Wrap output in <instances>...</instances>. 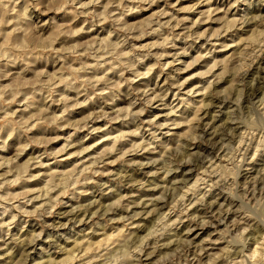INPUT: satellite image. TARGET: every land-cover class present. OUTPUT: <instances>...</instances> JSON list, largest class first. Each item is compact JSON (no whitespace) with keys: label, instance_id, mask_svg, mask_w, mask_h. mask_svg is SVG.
<instances>
[{"label":"clouds","instance_id":"9594fccd","mask_svg":"<svg viewBox=\"0 0 264 264\" xmlns=\"http://www.w3.org/2000/svg\"><path fill=\"white\" fill-rule=\"evenodd\" d=\"M0 264H264V0H0Z\"/></svg>","mask_w":264,"mask_h":264}]
</instances>
